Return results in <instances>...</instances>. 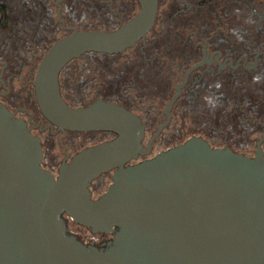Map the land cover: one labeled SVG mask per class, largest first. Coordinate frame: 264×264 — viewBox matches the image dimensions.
I'll use <instances>...</instances> for the list:
<instances>
[{
	"label": "water",
	"instance_id": "1",
	"mask_svg": "<svg viewBox=\"0 0 264 264\" xmlns=\"http://www.w3.org/2000/svg\"><path fill=\"white\" fill-rule=\"evenodd\" d=\"M114 30L73 31L56 40L33 80L42 115L65 132L109 130L117 135L61 162L42 165V145L26 122L0 103V264H264V155L251 157L203 138L129 163L142 148L139 118L95 100L71 107L58 74L88 51L118 52L153 25L158 0ZM112 171L92 198L90 183ZM102 244L85 243L68 223Z\"/></svg>",
	"mask_w": 264,
	"mask_h": 264
},
{
	"label": "flooded vegetation",
	"instance_id": "2",
	"mask_svg": "<svg viewBox=\"0 0 264 264\" xmlns=\"http://www.w3.org/2000/svg\"><path fill=\"white\" fill-rule=\"evenodd\" d=\"M79 8L89 15L77 18ZM139 11L138 0H0V25H6L7 40L17 43L0 50V103L40 138L42 165L54 175L60 165L53 170L44 164L45 140L61 148L62 162L85 148L71 152L85 136L108 141L117 134L62 132L50 124L38 107L33 85L41 59L73 29L114 30ZM92 17L99 19L100 28L78 27ZM15 23L23 28L10 33ZM60 30L64 34L41 56V42ZM58 86L71 107L99 99L139 118L142 148L148 153L131 164L192 137L251 157L260 147L264 155V0H158L153 25L142 37L118 52L88 51L71 59L58 74ZM218 138L220 143H213ZM111 175L108 171L91 181L92 198L107 190ZM93 235L97 240L83 242L100 246L108 239Z\"/></svg>",
	"mask_w": 264,
	"mask_h": 264
},
{
	"label": "rangeland",
	"instance_id": "3",
	"mask_svg": "<svg viewBox=\"0 0 264 264\" xmlns=\"http://www.w3.org/2000/svg\"><path fill=\"white\" fill-rule=\"evenodd\" d=\"M83 13H86L87 15H89L86 9L79 8L77 10V18H81ZM97 13H96V10H95V11L92 12L91 16H95V14H97ZM98 23H99V19H96V18L92 17V21H90V22L87 19L86 20H82L81 24L78 27L81 28V29H87V28H92V24H93V26H95V28H100L97 25ZM20 25L21 24H18V23L13 24L14 30L10 31V33H15L20 28H23ZM28 26H30V25H28ZM0 29L5 30L6 29V25H0ZM38 33H40V31ZM63 34L64 33L60 30L54 37L48 36L49 39L47 41H45V40L42 41L41 43H42V47L43 48H42L41 56L45 53V50L52 44V42L55 41L57 38L61 37ZM8 37H10V35L7 33L6 30L5 31H1L0 30V50L5 49L8 45H14V46L17 45V43L14 41V39L7 40ZM34 39H38V38L35 37ZM22 45L19 47L18 50L22 49ZM32 45H35V44H32ZM36 45H39V42H37ZM29 50L31 51V49H28V51ZM1 59H2V57H1ZM239 139H243V138H239ZM102 140H104V137H102V136H98V135H95V134H89V135L85 136L84 138H82V140L78 141L77 144L71 149V152L75 153V152H77L79 149H81L83 147H87L89 145L96 144V143H98L99 141H102ZM219 140H221V139H219V138H218V140L214 139L213 143L218 144V143H220ZM170 141L174 143L173 139H170ZM55 142H57V138L55 139ZM165 142H167V141H165ZM44 145H45V147H44V164H47L48 166H50V168H53V170H56L57 167L60 165L61 160H62L61 148L59 146H57V145L55 147H53L46 140L44 142ZM69 228H70L71 231H73V233H75L79 238H81L83 240L90 239V238L97 240L96 236L91 234V232H89L88 230H86L83 227H80L78 225L70 223Z\"/></svg>",
	"mask_w": 264,
	"mask_h": 264
},
{
	"label": "trees",
	"instance_id": "4",
	"mask_svg": "<svg viewBox=\"0 0 264 264\" xmlns=\"http://www.w3.org/2000/svg\"><path fill=\"white\" fill-rule=\"evenodd\" d=\"M69 223H70V222H69ZM69 223H68V225H67V226H68V231H71L70 228H69V225H70Z\"/></svg>",
	"mask_w": 264,
	"mask_h": 264
}]
</instances>
